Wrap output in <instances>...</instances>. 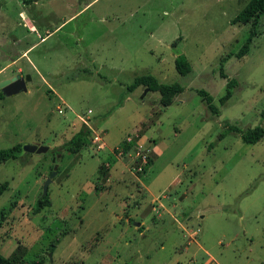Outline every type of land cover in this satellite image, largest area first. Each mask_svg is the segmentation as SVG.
I'll list each match as a JSON object with an SVG mask.
<instances>
[{
    "label": "rangeland",
    "instance_id": "1",
    "mask_svg": "<svg viewBox=\"0 0 264 264\" xmlns=\"http://www.w3.org/2000/svg\"><path fill=\"white\" fill-rule=\"evenodd\" d=\"M247 1L0 0V80L29 76L25 92L0 98V149L48 148L0 164L1 256L264 264V139L221 137L228 126L264 129V16L247 53L234 57L250 24L231 22ZM179 55L190 65L184 76L173 65ZM144 74L182 91L165 108L155 92L127 93ZM227 80L232 95L218 105ZM75 115L87 117L90 135L70 154L60 146L84 124ZM136 154L151 161L144 171H135ZM111 165L125 173L111 172L108 184ZM53 166L50 206L35 214Z\"/></svg>",
    "mask_w": 264,
    "mask_h": 264
},
{
    "label": "trees",
    "instance_id": "2",
    "mask_svg": "<svg viewBox=\"0 0 264 264\" xmlns=\"http://www.w3.org/2000/svg\"><path fill=\"white\" fill-rule=\"evenodd\" d=\"M261 16H264V0H248L244 7L237 13L233 18L232 24H250V30L247 34V37L244 39L240 45L238 51L235 53V59L242 58L248 51L251 39L256 35V28L258 20ZM175 71L184 76L190 71V65L183 56H177L173 62ZM220 75H223L220 73ZM224 78L223 76H221ZM235 86L233 80H227L225 83L224 94L218 98V105H224L225 102L231 97L232 89ZM137 87H142L149 92H155L158 94V103L162 108L169 106L173 100L175 94H178L182 91V88L176 83L172 84H163L157 82V80L151 75H139L133 78L132 82L125 87V91L130 93ZM198 96L204 99L205 108L211 114L218 116V109L212 103V100L204 91H197ZM1 98V95H0ZM260 120L264 121V107L259 113ZM234 133L237 134L240 141L244 144H254L260 139H264V129L259 126L253 128H248L244 131L239 130L235 126H228L224 130L221 137L225 134ZM90 135L89 129L84 125L80 124L78 130L66 141L60 148L70 154H76L85 148L88 141V136ZM130 142H123L120 148H123V152H127L130 147ZM21 144H16L9 148L0 149V164L7 160H15L18 158L21 153ZM150 159H147L146 166L150 165ZM145 168L142 170L144 171ZM6 183L0 185V193L5 189ZM50 202L47 195L40 196L35 203L33 208V213H38L44 207H49ZM52 251V248L49 249ZM0 264H43V260L40 257H34L29 260H24L22 255H17L12 253L9 257H3L0 255Z\"/></svg>",
    "mask_w": 264,
    "mask_h": 264
},
{
    "label": "water",
    "instance_id": "3",
    "mask_svg": "<svg viewBox=\"0 0 264 264\" xmlns=\"http://www.w3.org/2000/svg\"><path fill=\"white\" fill-rule=\"evenodd\" d=\"M28 81H29V76L26 74L23 77H20L19 75H15L8 79L0 80V95L8 97L15 95L19 92H25L26 91L25 83ZM21 150L27 153H45L48 150V148L45 146L24 145L21 147ZM55 169L56 166H53L50 175L42 185V191H41L42 196L46 194L47 186L55 175Z\"/></svg>",
    "mask_w": 264,
    "mask_h": 264
},
{
    "label": "built area",
    "instance_id": "4",
    "mask_svg": "<svg viewBox=\"0 0 264 264\" xmlns=\"http://www.w3.org/2000/svg\"><path fill=\"white\" fill-rule=\"evenodd\" d=\"M56 112H57V114H61L63 112V110L59 106V107L56 108ZM86 114H90V110H87ZM76 118H77L78 121L84 123L83 125L87 126V128L90 130V128L86 124V122H87L86 121V119H87L86 116L84 118L82 116H76ZM90 142L95 146L96 149H102L103 148V145L100 143V138H99L98 134H93L92 137H91ZM119 150L123 153V149L122 148H119ZM121 152H119V153H121ZM135 158L139 159L138 164H137V166L135 168V171L136 172H141L143 167L146 165L147 158H146L145 155H140L139 156L138 154H136ZM152 210H153V208H152Z\"/></svg>",
    "mask_w": 264,
    "mask_h": 264
},
{
    "label": "crops",
    "instance_id": "5",
    "mask_svg": "<svg viewBox=\"0 0 264 264\" xmlns=\"http://www.w3.org/2000/svg\"><path fill=\"white\" fill-rule=\"evenodd\" d=\"M25 52H26V51H24L23 54H24ZM153 149H154V148H153ZM111 167H112V165L108 167V173H107V174H108V178L106 179V181H107L108 184H109V179L111 178V174H110V173L112 172ZM112 173H114V174L117 175V177H118V176H122L125 172H123V170H120V171H119L118 169L115 168V169L113 170ZM117 180H118V179H117ZM153 200H154V199H153ZM153 200H152V201H153ZM152 201H151V202H152ZM155 208H157V209H162V208H163V205H162L161 203H159L158 205H156ZM155 211H156V210H155ZM180 212H183V211H182V210H179V213H180ZM171 218H172V217H171ZM172 219H173V218H172ZM127 220H128V219H126V221H127ZM140 228H141V226H140Z\"/></svg>",
    "mask_w": 264,
    "mask_h": 264
},
{
    "label": "flooded vegetation",
    "instance_id": "6",
    "mask_svg": "<svg viewBox=\"0 0 264 264\" xmlns=\"http://www.w3.org/2000/svg\"><path fill=\"white\" fill-rule=\"evenodd\" d=\"M24 75H25V74H24ZM24 75H23V76H24ZM23 76H22V77H23Z\"/></svg>",
    "mask_w": 264,
    "mask_h": 264
}]
</instances>
